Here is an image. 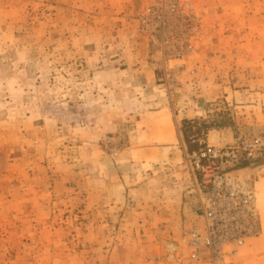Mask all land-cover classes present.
<instances>
[{"label":"rangeland","instance_id":"374dc122","mask_svg":"<svg viewBox=\"0 0 264 264\" xmlns=\"http://www.w3.org/2000/svg\"><path fill=\"white\" fill-rule=\"evenodd\" d=\"M206 146L264 264V0H0V264H196Z\"/></svg>","mask_w":264,"mask_h":264},{"label":"built area","instance_id":"2783aa9c","mask_svg":"<svg viewBox=\"0 0 264 264\" xmlns=\"http://www.w3.org/2000/svg\"><path fill=\"white\" fill-rule=\"evenodd\" d=\"M246 155L255 159L253 148ZM226 157L222 149L208 146L191 156L203 229L190 231L185 246L196 264H231L237 250L260 234L253 186L220 167Z\"/></svg>","mask_w":264,"mask_h":264},{"label":"crops","instance_id":"0c3cea01","mask_svg":"<svg viewBox=\"0 0 264 264\" xmlns=\"http://www.w3.org/2000/svg\"><path fill=\"white\" fill-rule=\"evenodd\" d=\"M164 149V148H163ZM158 150H162V149H158ZM140 150H136V152H139ZM148 150H145V153H147ZM151 152V151H150ZM182 203H179V206H177L175 212L179 217H182L183 214H185L184 210L182 209Z\"/></svg>","mask_w":264,"mask_h":264},{"label":"trees","instance_id":"16d2710c","mask_svg":"<svg viewBox=\"0 0 264 264\" xmlns=\"http://www.w3.org/2000/svg\"><path fill=\"white\" fill-rule=\"evenodd\" d=\"M193 150H194L193 148L188 149L189 153L193 152Z\"/></svg>","mask_w":264,"mask_h":264}]
</instances>
